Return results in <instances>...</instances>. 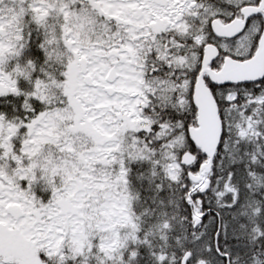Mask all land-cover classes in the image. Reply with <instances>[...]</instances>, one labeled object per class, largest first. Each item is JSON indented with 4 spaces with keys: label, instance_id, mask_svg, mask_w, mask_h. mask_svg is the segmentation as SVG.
Returning a JSON list of instances; mask_svg holds the SVG:
<instances>
[{
    "label": "snow or ice",
    "instance_id": "snow-or-ice-1",
    "mask_svg": "<svg viewBox=\"0 0 264 264\" xmlns=\"http://www.w3.org/2000/svg\"><path fill=\"white\" fill-rule=\"evenodd\" d=\"M133 2L142 0H109ZM161 6L172 10L164 13L169 22L148 29L147 47L120 37L143 57L133 97L139 127L117 132L110 156L129 187L149 194L154 211L146 223L160 233L153 244L141 227L124 245L61 223L64 211L76 212L60 211L71 186L56 179L69 155L89 144L91 113L69 115L80 104L68 84L97 59L95 43L108 31L103 6L73 0L64 11L75 22L67 25L59 0H0V264H29L20 258L25 241L32 264H264V0ZM198 92L211 98L220 122L211 154L193 135L201 125ZM112 96L102 91L99 101ZM53 112L63 119L49 122ZM38 128L50 132L42 146L32 143ZM161 161H174L178 173L164 175ZM206 161L207 185L199 187L194 176ZM137 166H154L164 179L144 187ZM106 175L92 170L97 185Z\"/></svg>",
    "mask_w": 264,
    "mask_h": 264
},
{
    "label": "rangeland",
    "instance_id": "rangeland-1",
    "mask_svg": "<svg viewBox=\"0 0 264 264\" xmlns=\"http://www.w3.org/2000/svg\"><path fill=\"white\" fill-rule=\"evenodd\" d=\"M41 2L49 3L46 0ZM92 2L95 7L103 6L107 17L113 19L108 21L107 17L105 18L108 31L95 43L94 54L97 59L89 66L87 74L81 77L74 75L68 84L75 93L76 103L80 104V108L69 115L91 113L87 120L91 135L86 148L71 153L64 167L58 170L57 183L63 180L71 186L67 197L62 198L63 208L60 211L70 208L72 212H76L75 216H71V212L64 211L61 223L66 227L74 225L73 230L81 233L87 227L96 235H106L107 238L119 239L121 242L122 226L129 222L126 220V214L129 215L131 195L125 184L123 172L114 163L118 157L110 156L119 147L113 145L111 141L117 132L123 136L125 128L139 120L136 108L139 101L133 97L139 91L138 84L143 73L142 59L136 58L135 48L131 44L122 45L120 37L131 39L132 43L142 40L146 46L148 29L156 27L159 21L166 24L169 21L168 16L164 14L166 12L164 8L157 6L153 0H142L141 4L109 3V0ZM51 6H55L54 3L51 2ZM60 6L63 10L67 8L66 2H60ZM171 11L167 8L169 15ZM63 13L69 15L68 25L75 22L73 13L70 11ZM7 51L5 45V52ZM111 71L118 74L114 83L108 81V74ZM2 84L0 81V85ZM108 87L116 90L112 100L99 101L102 91H107ZM54 118L63 119V116L59 112H53L46 117L49 122ZM35 133L32 143L37 146L46 143L50 136L47 128L35 129ZM54 154L63 155L55 151ZM93 169L102 175L104 172L107 173L104 176V184L97 185L93 182ZM0 174L5 173L0 170ZM49 175L51 176V173ZM73 195L79 203H72ZM81 207L87 211H79ZM42 238V235L36 237L38 240Z\"/></svg>",
    "mask_w": 264,
    "mask_h": 264
},
{
    "label": "trees",
    "instance_id": "trees-1",
    "mask_svg": "<svg viewBox=\"0 0 264 264\" xmlns=\"http://www.w3.org/2000/svg\"><path fill=\"white\" fill-rule=\"evenodd\" d=\"M46 1L49 2V0H46ZM51 2L54 3V5H56L57 0H51ZM59 2H66L67 7H69V4H71L73 2V0H59ZM64 10L61 9V12L63 13ZM76 11H80V9L77 8ZM107 16L108 15H106L105 18ZM62 19H66L67 25H68V23L70 21L69 15H65L63 13ZM164 25H166V23H164V21H159L156 24V27L152 26L151 29L153 31H156V30L162 28ZM151 39H152V36L149 35L147 37V43L148 44L151 41ZM147 46L148 45H146V47ZM141 59L143 62V57H141ZM141 66L143 69V64ZM137 127H139V120L135 124H129V126H127L125 129H134ZM127 135H130V133H128ZM123 136H125V131H123ZM161 163H162V167L164 169V175H175L178 173L179 170L176 167L174 161H172L171 163L161 161ZM136 170L142 171L144 173V176H145L144 187H151V184L147 183L148 181L156 182V181H162L164 179V176L161 175L160 171L156 170L154 166H149L146 169H141L137 166ZM203 183L204 182H201L200 185H198V186L202 187ZM125 184H126V182H125ZM49 186H51V184H49ZM127 188L130 191V195H131V201L129 203V209H128L129 215L126 217L127 218L126 220H129V222H127L124 226H122L123 235L121 236L122 237L121 243H123L124 245H127L128 241L130 239H133V237H135V233L141 227H144L146 230L149 231L150 235L153 236V238L151 239V243H153V244L159 243L160 242V233L155 232L153 235V229L149 228V226L146 223V221L152 217L153 211H154V206L152 205L150 199L148 198L149 194L147 192L137 191L136 189L131 188L128 185H127ZM169 215H172V212H169ZM178 223H179V220L173 222V227L177 228V230H178ZM168 235L170 236L171 234H168ZM11 243L15 244L16 242L13 241ZM20 258L25 259L26 261L29 262V264H32V262L34 261V251L31 249V246L27 244V241H25V246L20 248Z\"/></svg>",
    "mask_w": 264,
    "mask_h": 264
},
{
    "label": "water",
    "instance_id": "water-1",
    "mask_svg": "<svg viewBox=\"0 0 264 264\" xmlns=\"http://www.w3.org/2000/svg\"><path fill=\"white\" fill-rule=\"evenodd\" d=\"M158 3H163L164 0H156ZM116 73L112 71L109 75V80L113 81L116 78ZM108 92L113 94L112 89H108ZM198 101L201 104L200 120L201 125L198 129L193 130V135L197 139V143L209 153L214 150L217 137L220 132V122L216 117L215 106L211 102V98L204 92H198ZM210 161H206L201 172L194 176V179L204 181V186L207 185V179L204 176V172L209 169Z\"/></svg>",
    "mask_w": 264,
    "mask_h": 264
}]
</instances>
